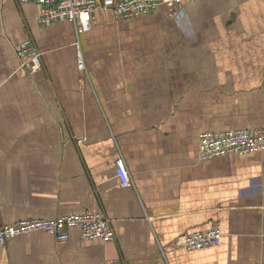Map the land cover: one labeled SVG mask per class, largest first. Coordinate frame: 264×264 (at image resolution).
I'll return each mask as SVG.
<instances>
[{
  "label": "crops",
  "instance_id": "1",
  "mask_svg": "<svg viewBox=\"0 0 264 264\" xmlns=\"http://www.w3.org/2000/svg\"><path fill=\"white\" fill-rule=\"evenodd\" d=\"M181 7V20L164 5L129 19L101 10L78 34L68 20L38 24L37 4L4 3L0 225L103 210L115 238L33 231L1 246L0 264H264V152L199 158L203 131L264 127V0ZM26 37L42 54L32 76L15 50ZM215 225L219 246L180 245Z\"/></svg>",
  "mask_w": 264,
  "mask_h": 264
},
{
  "label": "built area",
  "instance_id": "2",
  "mask_svg": "<svg viewBox=\"0 0 264 264\" xmlns=\"http://www.w3.org/2000/svg\"><path fill=\"white\" fill-rule=\"evenodd\" d=\"M7 0H0V11ZM22 3H34L39 6L36 14L38 24L47 26L57 21L68 20L75 26L76 32L89 31L93 27V16L101 10H112L117 18H135L153 13L160 5L167 6L170 13L181 20L186 16L181 6L192 0H18ZM20 68L32 76L42 68V54L32 37L23 38L15 46ZM78 68H86L82 53L78 56ZM78 139V142L84 141ZM199 158L207 160L231 153L264 152V127L256 129H232L203 131L199 134ZM116 172L123 185L131 184V173L121 155L116 159ZM252 186L262 189L261 182H252ZM80 231V240H99L107 243L115 238L111 219L103 211H81L59 216L55 219H23L13 224L0 225V247L9 239L33 231L44 230L59 240L70 237L71 231ZM223 232L215 225L208 230L183 236L180 244L188 250L219 246Z\"/></svg>",
  "mask_w": 264,
  "mask_h": 264
}]
</instances>
